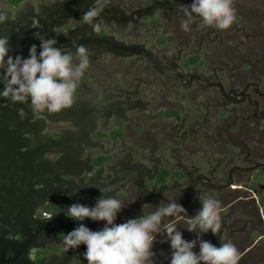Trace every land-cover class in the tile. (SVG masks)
I'll return each instance as SVG.
<instances>
[{
    "label": "flooded vegetation",
    "instance_id": "af4514ba",
    "mask_svg": "<svg viewBox=\"0 0 264 264\" xmlns=\"http://www.w3.org/2000/svg\"><path fill=\"white\" fill-rule=\"evenodd\" d=\"M191 2L110 0L95 34L82 19L94 0H0L15 17L0 24L9 55L27 58L32 45L39 53L42 39L90 49L71 108L33 113L0 97V208L19 207L0 212V240L28 248L32 261L72 254L87 263L86 246L64 243L81 223L65 215L70 205L113 196L125 204L116 220L124 223L170 199L195 215L207 195L220 202L222 227L202 238L231 241L239 264H264V0H234L235 21L223 31L201 28L195 14L184 31L178 5ZM82 223L98 231L106 221ZM177 227L197 240L198 230ZM152 250L154 264H170L166 235Z\"/></svg>",
    "mask_w": 264,
    "mask_h": 264
},
{
    "label": "clouds",
    "instance_id": "9594fccd",
    "mask_svg": "<svg viewBox=\"0 0 264 264\" xmlns=\"http://www.w3.org/2000/svg\"><path fill=\"white\" fill-rule=\"evenodd\" d=\"M109 3L110 0H94L82 15L83 21L95 34L101 30L96 18ZM233 4L234 0H192L190 5H178L179 11L187 17L181 27L190 31L189 25L195 14L200 18L201 28L227 30L236 17ZM8 12L7 9H0V24L7 23L9 19L15 20L14 15L9 17ZM56 43L55 39H42L39 53L36 45H32L29 56L25 58L9 55V40L6 36L0 37V83L4 85L0 97L13 104L26 103L33 113L47 111L56 114L71 108L76 89L89 68L90 49L74 41L73 53L71 49L55 47ZM74 60L77 62L74 63ZM19 115L24 118L23 108L19 109ZM111 190V187L101 189L105 192ZM199 200L202 207L192 216L182 204L170 199L167 204L161 203L155 210L124 223H116V220L125 204L113 196L98 198L92 207L74 203L65 210V215L81 223L67 233L64 243L68 248L86 246L83 255L87 264H154L156 253L152 250L153 245L157 235L164 234L172 250L170 264H239L240 253L231 241L217 246L202 238V234L209 231L219 235L222 208L220 202L210 196L201 195ZM166 218L174 219L165 223ZM85 219L106 221V224L102 229L93 231L82 223ZM180 222L189 232L198 230L197 240L184 238L177 227ZM197 242L198 253L194 251Z\"/></svg>",
    "mask_w": 264,
    "mask_h": 264
},
{
    "label": "water",
    "instance_id": "95a60500",
    "mask_svg": "<svg viewBox=\"0 0 264 264\" xmlns=\"http://www.w3.org/2000/svg\"><path fill=\"white\" fill-rule=\"evenodd\" d=\"M4 152H0V164L4 165L6 164L5 160H4ZM5 206V205H3ZM6 207H9L6 205ZM7 211L3 210L2 208H0V212H2L3 214L7 213V212H11V213H15V212H19V207L16 208L15 205H11L8 209L6 208ZM27 245V247L29 246L28 244H25V246ZM11 249V251H15L16 254V259H15V263L16 264H50L48 261H46L45 259L41 260V261H32L29 256H28V248L27 251H20V246L18 245L17 241H13L12 239H7L5 236L1 237L0 240V263L3 264H11V262L6 260V253L7 251H9L8 249ZM72 254L67 255L64 259H62L59 264H87V263H83V262H77L74 261L72 256Z\"/></svg>",
    "mask_w": 264,
    "mask_h": 264
}]
</instances>
